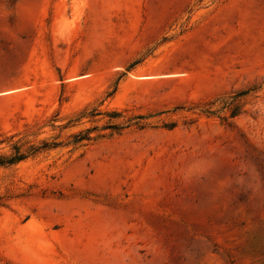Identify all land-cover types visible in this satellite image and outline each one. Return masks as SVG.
<instances>
[{
    "label": "rangeland",
    "instance_id": "obj_1",
    "mask_svg": "<svg viewBox=\"0 0 264 264\" xmlns=\"http://www.w3.org/2000/svg\"><path fill=\"white\" fill-rule=\"evenodd\" d=\"M0 161V264H264V0H0Z\"/></svg>",
    "mask_w": 264,
    "mask_h": 264
},
{
    "label": "trees",
    "instance_id": "obj_2",
    "mask_svg": "<svg viewBox=\"0 0 264 264\" xmlns=\"http://www.w3.org/2000/svg\"><path fill=\"white\" fill-rule=\"evenodd\" d=\"M82 138H84L83 135H75V136H74V139H75V140H80V139H82ZM19 156H20V155H15L13 158L7 159V160H5V161H3V162H5V163H10V162L12 161V159H18ZM1 163H2V161H0V164H1Z\"/></svg>",
    "mask_w": 264,
    "mask_h": 264
}]
</instances>
